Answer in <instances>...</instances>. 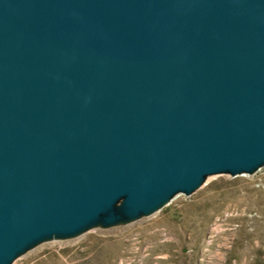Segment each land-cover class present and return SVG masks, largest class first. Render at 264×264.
I'll use <instances>...</instances> for the list:
<instances>
[{"label":"water","instance_id":"1","mask_svg":"<svg viewBox=\"0 0 264 264\" xmlns=\"http://www.w3.org/2000/svg\"><path fill=\"white\" fill-rule=\"evenodd\" d=\"M264 165V0H0V264Z\"/></svg>","mask_w":264,"mask_h":264},{"label":"rangeland","instance_id":"2","mask_svg":"<svg viewBox=\"0 0 264 264\" xmlns=\"http://www.w3.org/2000/svg\"><path fill=\"white\" fill-rule=\"evenodd\" d=\"M12 264H264V165L209 175L148 216L43 241Z\"/></svg>","mask_w":264,"mask_h":264}]
</instances>
